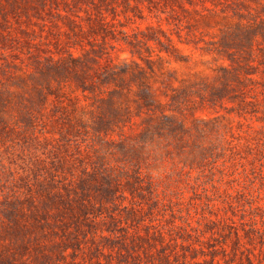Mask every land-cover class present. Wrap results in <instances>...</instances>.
Here are the masks:
<instances>
[{"label": "rangeland", "instance_id": "374dc122", "mask_svg": "<svg viewBox=\"0 0 264 264\" xmlns=\"http://www.w3.org/2000/svg\"><path fill=\"white\" fill-rule=\"evenodd\" d=\"M116 1L82 35L57 9L0 16V264H264V0ZM84 57L180 88L188 132L104 129L107 94L71 74L49 95L42 73Z\"/></svg>", "mask_w": 264, "mask_h": 264}, {"label": "trees", "instance_id": "16d2710c", "mask_svg": "<svg viewBox=\"0 0 264 264\" xmlns=\"http://www.w3.org/2000/svg\"><path fill=\"white\" fill-rule=\"evenodd\" d=\"M116 3H118L116 0H0V16L4 19L8 18L6 14L9 9L14 13H28L31 10L41 13V11L47 12L51 9V12L52 9H57V13L66 18L65 23L69 28L73 29L74 27V34L79 32V35H82L85 33L84 21L88 22L89 29H94L95 26L92 25L94 21H98L96 26L100 28L109 25L111 21L106 13L111 11L116 17ZM125 4H129V1L126 0ZM90 8L95 10V18ZM62 11L66 14L63 15ZM83 11L86 13L85 16L82 15ZM162 50L160 49V51ZM164 50L169 54L174 52L170 49ZM160 57L162 56L160 55ZM84 58L73 59V66H63L61 63L64 62L56 61L51 71L42 73L49 95L55 94L50 91L52 85L51 81H48L49 77L57 76L63 82L64 78H67L66 74H71L76 78L77 84L83 92L97 93L98 95L107 94L108 97L104 100L110 103L109 114H107L110 120L101 123L104 129L117 128L121 134H124L126 129H130L132 132L138 131L135 136H141L151 141L147 143V146L152 145L155 141H161L164 144L170 136L181 139L182 133L188 132L189 128L185 121L178 116V113H183L187 100L185 92L180 91V88L172 86L171 92L163 91L158 94L153 89L154 73H146V70L141 66L138 69L121 68L111 71V67H109L102 70L101 64L95 61L97 59ZM235 78L237 91L244 90L242 92L246 93V78L239 75H236ZM38 93L41 96L39 101L45 106L49 96L39 89ZM252 102L245 99L243 105H251ZM5 104L6 101L2 99L0 101V121L16 119ZM23 116L22 113L20 118H24ZM224 127L229 131L232 129L226 123ZM134 150L138 155L136 147ZM137 166L139 174L145 172V168L138 161ZM148 172L152 174L150 169Z\"/></svg>", "mask_w": 264, "mask_h": 264}]
</instances>
